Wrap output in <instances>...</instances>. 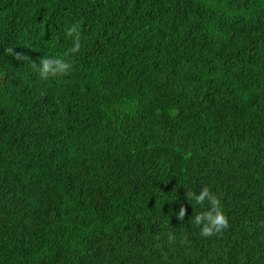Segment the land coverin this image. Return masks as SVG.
I'll return each mask as SVG.
<instances>
[{"label": "trees", "instance_id": "trees-1", "mask_svg": "<svg viewBox=\"0 0 264 264\" xmlns=\"http://www.w3.org/2000/svg\"><path fill=\"white\" fill-rule=\"evenodd\" d=\"M0 264H264V0H0Z\"/></svg>", "mask_w": 264, "mask_h": 264}, {"label": "clouds", "instance_id": "clouds-1", "mask_svg": "<svg viewBox=\"0 0 264 264\" xmlns=\"http://www.w3.org/2000/svg\"><path fill=\"white\" fill-rule=\"evenodd\" d=\"M65 35L72 39V47L68 50V53H77L83 44L79 24L72 23L70 26H68L65 30ZM5 52L8 54H13V49L7 48L5 49ZM72 67L73 64L70 59L60 56H46L42 57L39 60V63H32V68L42 79H47L49 76L65 75L72 69ZM190 196L195 200L197 205L202 206L206 199L209 203L208 209L202 215L198 214L195 217L196 224L200 225L203 222V227L200 230V234L202 236L209 237L215 232H219L222 227H227V220L223 215L219 201L210 195L207 188L203 189L199 194L191 193ZM178 215L181 219L185 215V210L183 207H181V211Z\"/></svg>", "mask_w": 264, "mask_h": 264}]
</instances>
